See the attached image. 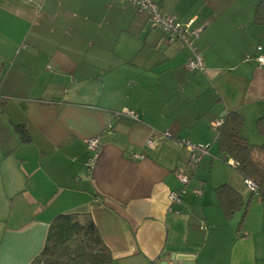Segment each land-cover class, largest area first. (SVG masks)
Here are the masks:
<instances>
[{
  "label": "crops",
  "instance_id": "0c3cea01",
  "mask_svg": "<svg viewBox=\"0 0 264 264\" xmlns=\"http://www.w3.org/2000/svg\"><path fill=\"white\" fill-rule=\"evenodd\" d=\"M153 1L200 29L202 70L129 1L0 0V264H36L65 212L90 213L109 264H264V188L252 193L210 148L191 171L189 150L173 144L211 147V121L232 110L250 142L264 141V69L248 59L264 47L258 0ZM223 183L246 202L228 217L213 190Z\"/></svg>",
  "mask_w": 264,
  "mask_h": 264
},
{
  "label": "trees",
  "instance_id": "16d2710c",
  "mask_svg": "<svg viewBox=\"0 0 264 264\" xmlns=\"http://www.w3.org/2000/svg\"><path fill=\"white\" fill-rule=\"evenodd\" d=\"M253 23L264 24V0H258L255 5ZM126 112H117L116 115L128 116ZM221 118V124L215 128L217 151L227 159H231L235 169L243 178L252 180L256 185V191L260 192L264 188V141L256 144L242 134L243 117L237 111H229ZM255 129L264 137V115L256 119ZM14 130L21 142L30 140L23 124L14 125ZM213 190L218 205L227 217L245 207L246 202L241 193L229 184H219ZM111 260V252L103 243L90 213L65 212L58 214L50 223L44 248L35 262L36 264H109Z\"/></svg>",
  "mask_w": 264,
  "mask_h": 264
},
{
  "label": "built area",
  "instance_id": "2783aa9c",
  "mask_svg": "<svg viewBox=\"0 0 264 264\" xmlns=\"http://www.w3.org/2000/svg\"><path fill=\"white\" fill-rule=\"evenodd\" d=\"M135 4L140 12H145L147 15V21L151 28H159L163 37L171 42L173 40L181 41L184 46L192 53L191 58L187 61V67L193 71H200L203 69L202 59L197 52L194 41L199 35L200 29L198 27H191V21L181 22L174 15L166 13L163 8L153 2L152 0H125ZM248 59L256 62L257 66L264 69V47L261 45L256 46V51ZM129 117L134 118L135 115L132 112H126ZM222 122V118H217L211 121V125L216 128ZM167 135V133H165ZM100 139L98 136L90 137L87 140V147L91 151V155L86 162L87 166L93 165L94 161L98 157ZM146 144L152 146V139L149 137L146 139ZM173 144L178 147H186L189 150V158L187 166L189 170L193 171L198 166L201 158L209 153L208 144H195L189 140L178 138L173 140ZM135 157H141V155L135 154ZM231 164L234 166L233 161ZM177 178L182 185H186L189 180V175L185 172L178 171ZM244 182L251 191L257 193L256 185L252 180L244 178ZM185 192V188L171 191L168 193V201L171 203L180 202Z\"/></svg>",
  "mask_w": 264,
  "mask_h": 264
},
{
  "label": "rangeland",
  "instance_id": "374dc122",
  "mask_svg": "<svg viewBox=\"0 0 264 264\" xmlns=\"http://www.w3.org/2000/svg\"><path fill=\"white\" fill-rule=\"evenodd\" d=\"M256 144H259V143H256ZM210 149H211V154L214 156V159H219L221 162L223 161L224 163H226L228 161V159L226 157H223L224 155L219 154V152L217 151L215 143H213L211 145ZM206 157H207V155L204 156V158H206ZM204 161H205V159L203 160V163H204ZM248 197H250V194H248Z\"/></svg>",
  "mask_w": 264,
  "mask_h": 264
},
{
  "label": "water",
  "instance_id": "95a60500",
  "mask_svg": "<svg viewBox=\"0 0 264 264\" xmlns=\"http://www.w3.org/2000/svg\"><path fill=\"white\" fill-rule=\"evenodd\" d=\"M176 259L186 260V259H189V258L187 257V255H176Z\"/></svg>",
  "mask_w": 264,
  "mask_h": 264
}]
</instances>
